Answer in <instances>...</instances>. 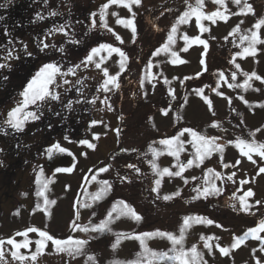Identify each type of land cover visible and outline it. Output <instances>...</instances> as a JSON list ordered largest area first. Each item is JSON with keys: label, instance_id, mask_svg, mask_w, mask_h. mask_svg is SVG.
<instances>
[{"label": "rangeland", "instance_id": "374dc122", "mask_svg": "<svg viewBox=\"0 0 264 264\" xmlns=\"http://www.w3.org/2000/svg\"><path fill=\"white\" fill-rule=\"evenodd\" d=\"M18 1L0 0V13L9 10V6H14ZM190 1L193 2V0H187V3L186 0H141L139 5H132L131 11L121 5L112 4L105 10V19L101 21V6L108 3V0H31L30 6H33L34 11L38 12V16L44 14L47 17L62 18L64 20L62 25L51 24L52 26L43 28L45 24L40 23V25L35 26L34 32H37L40 27L45 29L41 31L38 40L34 36L35 44L32 43V36L30 35L21 38L19 35L14 37L12 33L7 35L11 43L7 44L4 51H0V64L4 65L3 69L7 68L4 74L15 69L14 64L23 53H34L38 50L54 51L52 54L54 56L50 62L43 63L40 61L32 70L27 85L40 68L46 64L57 65L62 73L79 65L75 68L74 75L62 76L58 74L55 84L50 85L49 88L50 91L58 94V105L68 108L69 111L80 106L84 107V105L89 107L88 113L86 112L87 115L83 114L84 111L81 112L83 122L79 130L80 134L71 136L65 132L62 138L61 131L49 140L50 144L56 141L61 142L62 147L73 153L75 161L71 172L56 173L46 170L42 158L43 149L38 147L41 144L44 145L42 136L44 131L41 126H36L35 129L33 127L42 121L46 114L44 111L49 106L54 107L52 105L54 100L50 98L42 103L39 108L34 105L29 106L28 110L36 112L39 118L26 122L23 130L18 131L21 135L19 140L22 143L17 150H10L14 145L13 143L9 144L10 141H0V240L7 241L8 238H14L18 243H22L25 237L16 234L24 232L28 228L47 231L56 239L87 240L82 253L74 256L58 252L55 245L51 241H47L43 253L38 255L32 264H129V262L137 259V255L142 249L139 240L124 237L155 232L156 230L179 235V229L185 218H178L177 214L185 208L182 199L179 198L172 205H163L161 200H164L165 194H168L176 185L181 186L183 190L188 189L191 181L187 185L182 182L190 176H195L198 172L197 168L192 165L186 168L182 176H171V178L165 175L160 178L154 174L149 163L153 158L149 151L151 146L163 153L156 158L158 167L160 169L169 168L170 171L176 172L178 163L176 158L168 155L166 146L159 143L163 139H168L167 135L169 134L166 133H171L172 117L170 110L172 109H169L171 103L178 101L179 104V100L183 98L181 106L190 112L189 118L193 119L190 128L205 127L212 122L209 116L212 114L213 116L214 114L221 115L228 107L231 98L234 100L232 104L238 105V96L234 97L225 82L215 78V69L219 64L234 61L236 63L234 65L238 64L239 70L243 73L250 72L251 74L253 71L261 78L264 76V43L255 45V55L241 56L238 53L243 52V48L247 46L248 42L245 41L241 45L240 40L236 39L234 45L237 47H235L234 54L228 57L229 59H223L219 56L220 52L214 50L217 45L214 44L215 41L222 40L217 37L224 35V32L227 31L233 32L232 30L237 27L234 25L235 22L239 24L238 34H246L247 32L250 35L248 30H251L258 32L260 38L264 40V26H261L259 30L255 27L253 29L251 26L252 24L254 26L260 19H264V0H247V3L252 7V16L247 17H239L243 14L233 15V13L241 12L244 0H241L240 5L234 4L232 0H224V5L217 9L214 7L204 8L206 11L204 9L203 11L207 14L219 10L225 15H232L226 21L223 19H218L215 23L208 20L201 21L203 26L209 29L207 32H201L195 17L190 18L189 22L184 24H178L177 21L172 22L171 20L170 25L163 28V16L161 14L157 31L153 34L145 33L144 25L139 21L143 11L160 10L166 5H172L183 10L187 4L186 11ZM159 12H163V10ZM81 14H87V17H78ZM118 18L132 19L135 34L131 28L118 24ZM73 19L76 20L75 24H73ZM105 22L107 27L103 26ZM173 25L179 31L180 37L176 38L178 40L173 43L169 51H161L158 55H154L157 49L162 48L161 45L164 44V39L167 38V34ZM232 26L233 29L230 31ZM61 28L63 31L59 30ZM73 29L75 30L73 31ZM80 30L86 35L82 41L97 42L102 39L103 44L119 48L127 57L124 61V69L121 70L120 68V55L118 53L109 55L106 50L94 56L93 62L82 63L86 61L91 50L98 46L92 43L82 52L74 50L73 46L76 45V42L81 43L80 38L83 34ZM70 35L73 36L71 39L72 46L70 45L68 48L64 46L66 44L64 39H68ZM117 35L123 41L122 43L116 39ZM182 35L191 37L189 41L199 37L206 41L207 48L202 44L188 43L182 40ZM208 36H212L210 41L207 39ZM225 37L226 39L230 38L229 36ZM185 47L187 51L183 50ZM143 50L145 53L138 62L136 58ZM173 52L177 54L176 57L172 56ZM65 53H71V56L69 57ZM101 57L104 58L102 62ZM174 60L177 62L174 63ZM179 60H183L184 63H179ZM201 60L204 61L203 64ZM97 62H101V69L95 67ZM149 62L152 64L151 69L147 67ZM102 69H107L110 76H117L118 74L115 83L108 85V91L102 87L103 82L107 79ZM205 73H209L205 81H199L198 77ZM133 75L134 77H132ZM11 77L12 75L8 73L7 81H10ZM65 80L68 81L67 84L64 83ZM183 81L185 85L182 87ZM252 82L257 92L261 93L264 90V84L261 80L253 78ZM27 85L16 92L12 103L7 104L2 110L0 109V122L7 117V113L11 109L22 101L21 93ZM197 89H203L202 96L211 101V109L205 99L201 95H197L195 91ZM218 93L223 95H218ZM2 95H4V91L0 90V98ZM263 96L264 93L261 97L253 95L247 96L246 99L255 100L257 104L260 102L258 99ZM69 103H71L70 107L68 106ZM165 112L166 114H164ZM79 113L77 112V114ZM260 116L255 111L245 115V125L256 124ZM56 119L55 117L49 122V130H52L57 123ZM93 121L96 123L93 124ZM163 128L168 130H162ZM9 135L0 130V136ZM181 137L186 139V133ZM256 138L264 142V131H261ZM46 140L48 141V139ZM82 140L89 141L95 147L89 148L87 145L79 143ZM116 152H120V155L123 156L124 162L121 168L116 163L117 155H112ZM109 155H111L110 159L108 158ZM190 156L189 153L180 152L179 160H183L186 164ZM225 158L228 161L234 158L230 167H223L221 165L222 160L217 157H214L210 164L212 170L220 174L223 193H229L233 189L247 190L246 187L248 186L257 188L253 181L264 178V173L259 172V169L264 167L262 158L254 154L252 160H249L234 148H228ZM11 161L12 164L14 161H17V165L18 163L22 164V169L19 168L13 172ZM106 162L107 165H105ZM128 165L135 167H128ZM233 165L235 166L233 167ZM100 168H107L108 170L98 172ZM137 168L139 172L136 171ZM11 172L14 175L9 176L8 173ZM233 173L235 175L229 180L228 176ZM93 175L96 176L95 180L91 179ZM157 179H160L161 183L158 190L154 192L152 189L156 187L155 181ZM37 180L40 183H37ZM103 181L107 182V191L103 193L101 199L94 200L93 194L106 187L101 183ZM204 181L205 176L203 175V178L200 177L198 182L203 184ZM242 181H247V183H241ZM214 183L217 185L216 181ZM45 184L47 185L46 188L43 187ZM262 184L263 188L261 186L258 188L264 198V182ZM41 190L44 191V196L54 203L45 206L44 197L37 196V192ZM155 198L157 203L154 201ZM118 201H123L129 205L141 219L136 221L129 216H121L119 219H115L116 213H113L114 222L109 225L111 231L85 232L73 228V221L81 226L98 225ZM263 201L259 204L261 209H264ZM37 204L41 205V208L38 209ZM84 205L90 206L85 207ZM45 207L47 212L43 210ZM234 210L235 208L230 210L215 209L217 216L211 215L213 212L209 214V217L213 219L210 218V220L214 223L208 224L206 227L197 226L192 229V232L200 231L203 234L215 232L219 230L217 225L221 226V232H224L230 225L238 226L240 223L246 226L254 225L253 221H256V218L246 219L247 214L239 216L242 212L236 213ZM77 212L79 213L78 220L76 218ZM215 217L217 218L215 219ZM215 224L217 225L215 226ZM117 234H122V236L119 244L114 248ZM260 236L264 238V232H261ZM224 238L222 237L218 243L223 247L232 249L231 244L234 240H225ZM27 239L31 241L29 248L20 249V253L24 255L35 252V241L40 237L38 233L30 232ZM193 240V233L186 232L184 245ZM252 243L253 246H256L259 241H252ZM146 245L149 249L157 252L167 251L172 246L167 239L159 237L147 239ZM242 245L243 243L238 247ZM10 250L14 249L5 243L4 264H30L28 261L20 262L13 259ZM249 255L250 252L245 254L246 260H249ZM89 256L94 257V261H89ZM202 257L209 263L216 264L217 259L220 261L223 254L213 249L211 252H202ZM255 257L261 263L264 262V254L260 249L256 250ZM249 264H254V262L250 260Z\"/></svg>", "mask_w": 264, "mask_h": 264}, {"label": "trees", "instance_id": "16d2710c", "mask_svg": "<svg viewBox=\"0 0 264 264\" xmlns=\"http://www.w3.org/2000/svg\"><path fill=\"white\" fill-rule=\"evenodd\" d=\"M31 0H19L18 2L15 3L14 6H9V10L3 11V13H0V51H4V49L7 47V44L11 43V40L7 37L8 34L12 33L14 34V37L16 35H19V37H25V36H32V43L35 44V40H34V36L36 37V39L38 40V37L41 34L42 30H45L43 28L52 26L51 24H58V26L62 25V23L64 22V20L62 18H53V17H47V15H37L38 12L34 11L35 9L33 8V6H30ZM196 0H193V2L190 1L189 4L195 6ZM219 6H222L220 4H215L212 2V0H204V6L202 8H208L209 7H214L215 9H217ZM32 7V8H31ZM185 7H187V4L185 5ZM185 7L183 8V10L178 9L175 6H164L162 9H156V10H152V11H143L142 16H140V23L143 26L145 33L149 32L150 34H153L157 31V26H159L160 21H159V17L163 16V28H166L165 26H169L170 25V21L172 20V22H176L178 20V18L180 17V15L185 11ZM8 9V8H7ZM204 9V11H206ZM163 10V12H159V11ZM203 11V12H204ZM163 13H165V15H163ZM206 13V12H204ZM207 14V13H206ZM234 15V14H233ZM252 16L251 12H248L246 15H239V17L244 16ZM225 16H227V20H229V18H231V14H226ZM37 17V18H36ZM78 17H83L86 18L87 14H81ZM65 18V16H64ZM219 18L216 19V21ZM159 21V22H158ZM73 24H75L76 20L73 19ZM93 22V20H92ZM40 23H43L45 25H43V28H39L37 32H34V27L37 25H40ZM254 23V22H253ZM72 24V26H74ZM174 24V23H172ZM171 24V25H172ZM235 26H239V24L237 22L234 23ZM254 29L253 24L251 25ZM250 26V27H251ZM70 27V26H69ZM68 27V28H69ZM249 27V28H250ZM86 28V26H85ZM233 29H230V31ZM75 29H73L74 31ZM72 31V32H73ZM81 31V30H80ZM233 31V30H232ZM239 32V31H238ZM238 32L230 35V33L233 32H224V35H221L217 38H221L222 40H216L214 44H217L214 47V50L216 52H220L219 56L223 57V59H227L229 56L233 55L235 52V46L234 42L236 41V39H239L241 35L243 34H238ZM81 33L83 34V36L80 38L81 39V43L76 42V45L73 46V49L76 51H80L82 52V50H85V48L88 45H91L92 43L95 44L96 46H99L101 44H103L102 39L99 41H95V42H90V41H82V39H84L86 37V35L81 31ZM170 33V32H169ZM169 33L167 34V37L169 35ZM247 34V32H246ZM174 43H176V38L180 37L179 31L177 30L174 34ZM225 36H229V39H226ZM73 36H69L68 39H64L66 41V44L64 45L65 47L67 46L68 48H70V45L72 46V39ZM189 39L191 37L187 36ZM137 38V37H136ZM135 38V39H136ZM184 38V35H182V40ZM216 38V37H215ZM99 39V37H98ZM208 41H210L212 39V36H208L207 37ZM240 40V39H239ZM90 42V43H89ZM85 43V44H84ZM167 43V38L164 39V44ZM164 44H162L161 46H163ZM173 44L169 45V49L172 47ZM89 47V46H88ZM169 51V50H168ZM218 52V53H219ZM54 53V51H41L38 50L34 53H23L19 60L17 62H15L14 66L15 69L11 72H6L7 68L3 69L0 68V90L4 91V95H2V97L0 98V109L2 110L7 104H10L13 102L14 100V96L16 94V92H18V90H21V88H24L27 85V82L29 81L31 75H32V70L40 63V61H42L43 63H48L50 62V59L54 56L52 55ZM143 52L141 51L139 56L136 58L138 59V62H140L142 56H143ZM71 53H65V55L67 56H71ZM1 55V53H0ZM73 56V55H72ZM79 56V55H76ZM229 59V58H228ZM236 64L234 61L232 63L229 62H223L222 65H218L217 69H215V78L216 80H220V73L223 72L224 76L227 78L228 83H225L227 88L231 89L232 91V95L234 97L238 98V105H233L232 102L234 101L232 98L229 100V105L228 107L224 110V112L221 115H216L213 114L210 115V119H211V123H209L208 125H206L205 127H199L198 129H195L194 127L190 128L191 122L193 121V119H190V112L187 110H184L183 107L181 106L183 103V101L181 102V100L183 98H181L179 100V104L177 103L178 101H174V103L170 105L169 109L171 112V117H172V124L170 126L171 129V133H166L169 134L167 135V138L174 136H177L178 133H180L183 129L185 128H190L206 137H217V143L219 145L223 146V152H214L212 153V155L206 159H204L203 163H200L199 166H197L195 163L193 164V166H195L197 168V174L195 176H190L189 178L186 179H182L185 185L188 184V182L191 181L190 185H188V189L183 190L181 186H174L172 187L171 191L167 194H165V196H172L171 199L169 200H161L163 205H167L170 204L172 205L173 202H176L180 199H182V202L185 205V208L183 209V211L178 212V218L181 217H203L206 219H209L211 217H209V214L211 212H213L211 215H215L217 216V213H215V209H220V210H230L233 207V205H235V212H242L241 215L239 216H245L246 215V219H250V218H256V221L254 222L253 226H246L244 224H239L238 226L235 225H230L229 228H227L224 232H227L226 234L224 232L220 231V227L219 230L215 231V232H207L206 234L201 233L200 231H193L192 229H194L195 227L199 226H208V224L206 223H192L191 226L187 229V233L191 232L193 233V237L194 240L191 242H186V244L184 245V248L190 249L193 245H196L197 247V251L202 253L204 251H209L207 248L204 247V243L205 241L201 240V236L204 237H213L214 239H211L208 241L209 244L212 245V250L214 249L215 251H219V249L216 247V245L218 244L220 247H223L221 244H219L218 242H220V240L222 239V237H225V240H234L235 237H239L241 235H243L248 229L257 227L258 224L261 221H264V209L259 208V204L261 201L264 200L263 196L261 195V191H259L258 187H262L263 186V182H264V178H259L258 180H255V182L253 181V184H256L257 188L255 187H251L248 186L246 187L247 190L244 189H233L231 190L229 193H223V184L221 182V179H215V173H219V172H214L209 174L208 173V169H212V167L210 166L211 161L214 157H217L218 159L222 160V166L224 167V165H229V167L232 165V160L234 161V158H231V161H228L225 158V153L228 150V148H234V150L239 151L240 150L235 147L234 143H229L236 141V138L239 137L243 140L246 141H255L257 144H264L263 141H260L259 139L256 138V136L261 132L264 131V107H262L261 105H264V96L260 100V102H258L257 104L255 102V100H248L246 99L247 96H259L261 97V95L264 93V90L259 93L256 91V89L253 86V82L252 80L249 81L250 86L245 88L242 87H229V84H233V85H238V84H243V82L245 81L246 77L245 75H243L242 71H240L239 69L236 68V66L234 65ZM256 70V69H255ZM232 72H236L237 76H236V80L233 81L231 79V74ZM261 72V71H260ZM3 76H2V74ZM10 73L12 75L10 81H7V74ZM249 73L250 72H246ZM253 73V71H252ZM209 75V73H205L203 76H199L198 80L204 82L205 79L207 78V76ZM262 75V74H261ZM134 77V75L132 76ZM264 78V76H262ZM264 84V83H263ZM184 81L182 82V87H183ZM24 86V87H23ZM185 89V88H183ZM240 94V95H239ZM245 94H249V95H245ZM253 94V95H251ZM182 96V95H180ZM241 97H243V99H241ZM245 101H247V103H245ZM59 102L57 100H54L53 104L54 107L49 106L44 112L45 117L42 119V121L38 124V125H34L33 129L37 128L36 126L40 127L43 129V143L44 145H39L38 147L42 149L44 147H47L49 145H54V144H60L61 142H54L53 144H50L49 140H51V138L57 133V132H61V136L63 138L65 132L69 133V135L73 136L76 134H80V129H81V124L83 122V116L81 115V112L84 111V115H87L88 113V109L89 107H86L88 105H84V107L80 106L77 107L76 109H74L73 111H69L68 108L63 107L62 105H58ZM159 108V107H158ZM257 112L259 113L261 116L259 118V121H257L256 124L254 125H250L247 126L244 123V117L245 115L249 114V113H253V112ZM77 112H80L79 114H77ZM87 112V113H86ZM67 114L69 115L67 117ZM55 117L57 118V123L55 124V126L53 127V129L49 130V122L51 121V119H55ZM192 118V117H191ZM6 118H4L1 122L0 125H3V127H0V130L4 132H7L8 134H10L9 136H14L16 137V140L14 141V145H13V150H17L18 147H20L21 145V141L19 140L21 138V135L19 134L18 131H16L15 129L8 127L6 124H4ZM195 120V119H194ZM197 121V120H196ZM216 123L218 126H212L213 123ZM65 123H67V125H65ZM167 129V128H163L162 130ZM257 129H260V131H256ZM168 130V129H167ZM35 133V132H34ZM186 133V139L183 137H180V140H182L183 146H184V151H182V153H189L190 159L192 158L193 155V148L192 145L190 143H188V141H190L192 138L191 136ZM184 133V134H185ZM183 134V135H184ZM174 136V137H175ZM4 137V136H2ZM48 139V141L46 140ZM46 143V145H45ZM255 153H253L252 155H254ZM112 155H117V160L116 163L119 165V168H121L123 166V156L120 155V152H116ZM257 155V154H255ZM259 156V155H258ZM111 155H109V159H110ZM260 157V156H259ZM35 158V157H34ZM261 158V157H260ZM264 160V159H263ZM179 163H183V160H179ZM44 164V163H43ZM105 165H107V162L105 163ZM45 166V164H44ZM18 168L21 167L20 164H18L17 166ZM226 168V167H225ZM176 171H179V168L176 167ZM13 175V174H9ZM203 175L206 177H208V181H209V185H206L205 181L203 184H200L198 182V180L200 179V177L203 178ZM173 177V176H172ZM171 177V178H172ZM176 177V176H175ZM193 177H195V179H193ZM259 177V176H258ZM187 181V183L185 182ZM217 182L216 188L220 189L219 192H211V194H208L206 197L201 195L198 197V193L197 191H194V189H199L200 191L203 190V188L205 186H210V184L212 182ZM258 182V183H257ZM181 187V188H180ZM263 188V187H262ZM251 190L253 192V195L251 197H247V203L250 205V208L248 209V211H244L241 209L240 206V202L238 199L234 198V194L235 197H239L242 196L246 191ZM179 192V195H173L174 193ZM198 197V198H197ZM154 201L156 202V198L154 199ZM259 202V203H257ZM157 203V202H156ZM264 203V201H263ZM162 205V206H163ZM232 211V210H231ZM233 213V212H232ZM217 217H215L216 219ZM212 219V218H211ZM213 220V219H212ZM215 221V220H214ZM218 221V220H217ZM217 224H215L216 226ZM260 236V233H259ZM198 238V239H197ZM218 238V239H215ZM197 239V240H195ZM256 241L257 239H253L251 237H249L247 240H245L243 242V245L240 247H237L235 250L230 249L229 254L228 255H223V257L220 259V261H218L216 264H249V261L252 260L254 262V264H257V257L256 256V250L261 248V240L259 241V244L256 246H253L252 241ZM188 243V244H187ZM255 249V251H253ZM211 250V251H212ZM220 252V251H219ZM232 252V253H231ZM247 252H250L249 255V260L245 259V254ZM221 253V252H220ZM264 254V252H262ZM260 262V261H259ZM202 264H211L209 263L206 259H203L202 257ZM260 264H264L260 262Z\"/></svg>", "mask_w": 264, "mask_h": 264}, {"label": "snow or ice", "instance_id": "6c2138e0", "mask_svg": "<svg viewBox=\"0 0 264 264\" xmlns=\"http://www.w3.org/2000/svg\"><path fill=\"white\" fill-rule=\"evenodd\" d=\"M213 3L215 4H220L224 5V0H212ZM232 2L236 5L241 4V0H232ZM141 3V0H108V3H105L104 5L101 6V12H100V19L101 21H104L106 12L105 10L109 8L110 5L116 4V5H121L125 8H128L129 11L132 10V5H139ZM187 3V0H186ZM204 6V0H196L195 6L189 4L188 9L184 11L180 17L177 20L178 24H184L188 23L190 18L195 17L197 26L200 28L201 32H207L209 29L207 27H204L201 21L203 20H208L211 21L212 23L216 22V19H223L227 20V16L219 10L214 11L210 14H206L202 11V8ZM248 12H252V7L247 3V0H244V6L243 9L241 10L240 13H233L234 15L236 14H247ZM113 15H116V13H113ZM95 23V21H93ZM118 24H123L126 27H129L132 29L133 33L135 34V27L133 24L132 19H117ZM242 23V21H241ZM104 27H107L106 22L103 24ZM261 26H264V19H260L254 27L259 30ZM60 31H63V28L59 29ZM109 31H112V29H109ZM177 31V28L175 25H173L168 37H167V43L162 46V48L157 49V51L154 53V55H158L159 52L161 51H168L169 50V45L173 44L174 41V33ZM239 31V26L235 29H233V33H230V35L236 33ZM251 34H243L240 36V44L243 45L245 41L248 42L247 46L243 48L242 53H238V55L241 56H247V55H255L256 53V48L255 45L258 43H264V40H262L258 34V32H253L251 30H248ZM117 40H120V37L117 35L116 36ZM184 40L188 43H198L204 45L205 48H207V43L206 41L200 39L199 37L193 38L191 41H189V38L187 35L184 36ZM122 43L123 41L120 40ZM47 47V45H44ZM62 50V49H61ZM106 50L109 55L112 53H118L121 57V62H120V68L121 70L124 69V61L127 59L125 54L116 47H113L108 44H101L96 48H93L91 50V53L87 56L86 61L82 63H91L93 62V57L98 55L101 51ZM184 51H187V48L185 47L183 49ZM176 53L173 52L172 56L176 57ZM103 57H101V62L103 61ZM101 62L95 63V67L97 69H101ZM174 63L177 61H173ZM179 63H184L183 60H179ZM201 63L203 64L204 61L201 60ZM237 69H239V65H235ZM4 67V65L0 64V68ZM79 67V65L74 66L73 68H69L67 72L62 73L60 68L55 65V64H46L43 67L40 68V70L35 74V76L32 78V80L28 83L27 87L24 89V91L21 93V96L23 97L22 101L18 103L16 107L11 109L7 113V117L4 121V124H6L8 127H11L15 129L16 131H22L24 128V125L28 121H34L39 118L36 112L30 111L29 106L34 105L37 108L40 107V105L44 102L47 101V99H52V100H58L59 96L58 94L50 91L49 86L55 84L56 77L58 74L62 76H66L68 74H75V68ZM148 69L152 68L151 62L148 64ZM103 74L107 79L103 82L102 87L104 88L105 91H108V85L109 84H114L115 81L117 80V76H110L107 69H102ZM199 75V74H198ZM245 75L246 79L243 82V84H238V85H233L229 84V87H242V88H247L250 86L249 81L252 80L253 78L261 80L262 83H264V78H261L256 75L255 72L249 74V73H243ZM237 73L232 72L231 74V79L233 81L236 80ZM220 80L224 81L225 83H228L227 78L224 76L223 72L220 73ZM65 84L68 83L67 80L64 81ZM165 83H167V80H165ZM118 87V85H116ZM197 95H201L203 93V89H197L195 90ZM171 94V90H170ZM218 95H223L222 93H218ZM205 99V102L208 103L209 108L211 109V101H208L207 98L203 97ZM243 99V97H241ZM93 103L95 102L94 100L92 101ZM247 103V101H245ZM69 107L71 106V103L68 105ZM264 107V105H261ZM166 114V112L164 113ZM93 124L96 122L93 121ZM212 126H218L215 122L213 123ZM0 127H3V125H0ZM256 131H260V129H257ZM187 132L191 136V140L188 141L192 145V148L194 150L192 158L187 161L186 164L179 163V154L180 152L184 151V146H183V141L180 140V137L183 136V134ZM95 138V137H94ZM67 139V137H65ZM217 137H206L190 128H185L183 129L180 133L177 134V136L168 138V139H163L159 141L161 145L166 146V151L167 154L170 156H173L177 160V165L176 167L179 168V171L172 172L170 171L169 168H163L160 169L156 163V158L163 154L161 151H158L156 148H153L150 146L149 151L152 153V160L149 162L154 174L160 178H163L165 175L167 176H182V173L186 170L187 167H191L194 163L199 166L200 163H203L204 159L210 157L212 153L214 152H223V146L219 145L217 141ZM79 143L87 145L89 148H94L95 145L90 143L87 140H82ZM229 143H234L235 147H237L241 154L243 156H246L249 160H252V154L255 153L259 155L262 159H264V144H257L254 140L249 142L246 140H243L239 137L236 138V141L234 142H229ZM66 149L61 147L59 144H54L50 148L47 149V154L49 158L53 155V153L59 152V153H64ZM253 163L255 161L253 160ZM229 165H224V167H228ZM235 165H233L234 167ZM128 167H135L134 165H128ZM107 168H100L98 172H104L107 171ZM57 172H71L72 169H56ZM137 172H139V169H136ZM209 174L214 173V170L208 169L207 170ZM261 173H264V167H261L259 169ZM215 179H220V174L215 173ZM235 173L232 175L228 176V179L231 180L232 176H234ZM92 180L96 179V176L93 175L91 177ZM195 179V177H193ZM187 183V181H185ZM37 183H40L39 180H37ZM103 183L106 187L98 191L97 193L93 194V199L98 200L102 198V195L105 191H107V182L103 181ZM161 183L160 179H157L155 181L156 187H154L152 190L155 192L158 190L159 185ZM205 183L206 185H209L208 177L206 175L205 177ZM241 183H247V181H242ZM44 188L47 187V185H43ZM194 191H197L198 197L203 195L207 196L208 194H211V192H219L220 189L216 188V185L214 182L210 184V186H205L202 191L199 189H194ZM173 195H179V192L174 193ZM253 195V192L251 190L246 191L242 196L235 197L234 198L238 199L240 202L241 209L244 211H248L250 208V205L247 203V197H251ZM37 196L44 197V205L47 206L50 203H54V201H49L46 196H44V191H38ZM197 197V198H198ZM172 196H165L163 197L164 200H169L171 199ZM259 203V202H257ZM85 207H89L90 205H84ZM38 209L41 208V205L37 204L36 206ZM235 208V205H233ZM45 212H47V208L45 207L43 209ZM113 213H116L115 219H119L121 216H129L130 218L139 221L141 217L135 212L134 209H132L129 205L124 203L123 201H118L112 209L107 213V216L104 220L100 221L98 225H88V226H81L77 224L75 221H73V228L78 229L80 231H96V232H104V231H111V228L109 225L114 222L113 218ZM77 220L79 219V213L77 212ZM192 223H206V224H213L214 222L203 218V217H185L183 219V224L181 225L179 229V235L169 233V232H164L160 230H156L155 232H150V233H141V234H134L131 236H126L124 238H130V239H136L140 241L141 244V249L142 251L138 253L137 259L135 261L129 262V264H202V253L197 251L196 245H193L190 249H185L184 248V238L187 229L191 226ZM217 227H221L220 225H217ZM30 232H35L38 233L40 239L35 241L36 244V250L35 252H32L30 255H24L20 253V249H28L29 244L31 241L27 239L28 233ZM264 232V221H261L257 227L248 229L243 235L239 237L234 238V242L231 244V248L235 249L237 248L240 244H242L245 240H247L249 237L257 240H261V248L260 251L264 252V238L259 236V233ZM17 236H24L25 239L22 243H18L14 238H8L7 241L0 240V264H4L5 262V252H4V245L7 243L8 245L12 246V249L10 250V254L13 257V259L20 261V262H35L37 259V256L43 253L44 248L46 247L47 241H51L53 245H55L56 250L58 252H64L67 253L69 256H74V255H80L82 253V250L84 246L87 244V240H79V239H67V240H61V239H56L52 235H50L47 231L40 230L37 228H28L24 232H18L16 234ZM122 234H117V241L116 244L113 245L115 248L121 239ZM159 237L161 239H167L171 243V248H169L167 251H153L149 249L146 245V240L150 238H155ZM214 239L213 237H204L201 236V240L205 241L204 247L211 252L212 250V245L208 243L209 240ZM218 239V238H215ZM216 247L219 249V251L223 255H228L230 249L228 247H220L218 244ZM255 251V249L253 250ZM94 257L89 256L88 260L89 261H94ZM257 264H260L259 261H257Z\"/></svg>", "mask_w": 264, "mask_h": 264}, {"label": "water", "instance_id": "95a60500", "mask_svg": "<svg viewBox=\"0 0 264 264\" xmlns=\"http://www.w3.org/2000/svg\"><path fill=\"white\" fill-rule=\"evenodd\" d=\"M47 149L45 150L44 158H45L46 167L49 170L57 172L56 169L58 168L69 169L72 167L74 157L69 150L66 149L64 153H59V152L53 153L51 158H49L47 154Z\"/></svg>", "mask_w": 264, "mask_h": 264}, {"label": "flooded vegetation", "instance_id": "af4514ba", "mask_svg": "<svg viewBox=\"0 0 264 264\" xmlns=\"http://www.w3.org/2000/svg\"><path fill=\"white\" fill-rule=\"evenodd\" d=\"M1 140H4V141H10V142H8L9 144H11V143H13L14 144V142L13 141H15L16 140V137H14V136H4V137H2V136H0V141ZM13 148L11 147V149L10 150H12ZM9 154H11L10 152H9ZM15 160H17V159H15ZM19 164V163H18ZM11 166L13 167V172H15L17 169H19V168H21L22 169V164H20V166L21 167H17L18 165H17V161H14L13 162V164H12V161H11ZM11 167V168H12ZM13 172H11V173H8V175L9 174H13L14 175V173Z\"/></svg>", "mask_w": 264, "mask_h": 264}]
</instances>
